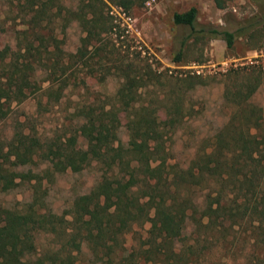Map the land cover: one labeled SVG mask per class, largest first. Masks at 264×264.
<instances>
[{
    "label": "trees",
    "instance_id": "1",
    "mask_svg": "<svg viewBox=\"0 0 264 264\" xmlns=\"http://www.w3.org/2000/svg\"><path fill=\"white\" fill-rule=\"evenodd\" d=\"M68 2L64 7L66 21L75 22L81 36L74 52L64 54L54 30L44 23L55 17L53 12L60 16L62 2L16 1L15 8L25 20L16 32L20 42L0 58V100L8 104L26 98L38 67L46 70V101L54 103L68 85L73 68L87 69L91 76L94 68L103 75H118L114 100L119 108H76V133L84 139L85 149H75V137L70 136L66 144L48 149L44 155L55 172H79L90 161L102 162L107 171L59 217L42 211L40 199L35 198L19 210L0 207V264H78L83 248L104 264H264V112L251 109L247 102L256 88L264 87V69L248 66L226 71L222 98L234 109L229 121L211 136L209 150L197 154L186 169L172 167L163 156H155L163 151L162 130L150 105L137 102L138 89L145 87L142 77L137 76L132 63L109 60L103 43L116 27L109 6L128 12L142 0ZM254 3L261 16L237 23L226 21L227 28L197 30L193 7L173 13V25L186 28L188 34L181 39L172 62H181L191 36L218 38L226 50L232 49L238 37L251 36L258 21L264 19V0ZM215 5L222 8L217 1ZM150 73L151 78L156 71ZM185 73L175 78L165 76L173 83L170 101L174 118L182 117L183 95L202 84L200 75ZM119 111L126 112L127 142L123 149L114 147ZM41 149L33 135L19 128L13 132L5 151L0 149V192L14 188L16 179L34 181L31 188L40 189L41 177L16 169L33 165ZM200 184L207 190L196 203L189 191ZM187 222L193 225L190 232ZM64 224L67 227H61ZM144 224L149 225L146 233L150 243L125 256L124 235L133 225ZM58 229L65 239L60 249L37 252L35 234L56 233ZM222 248L238 252L239 257L223 256Z\"/></svg>",
    "mask_w": 264,
    "mask_h": 264
},
{
    "label": "rangeland",
    "instance_id": "2",
    "mask_svg": "<svg viewBox=\"0 0 264 264\" xmlns=\"http://www.w3.org/2000/svg\"><path fill=\"white\" fill-rule=\"evenodd\" d=\"M16 1L0 0V58L7 56L15 49L16 43L20 42V39H16V32L23 28L25 19L22 20L21 14L15 8ZM59 1L62 2L60 16L53 12L55 17L44 23L48 29L54 30L56 38L61 42L58 44L59 48L64 54L73 53L81 33L75 22L66 21L64 7L67 8L68 0ZM149 1L138 2L128 12L109 6L116 27L103 43L106 52L110 54L109 60L123 59L128 64L132 63L137 76L142 77L145 83V87L137 91V102L144 106L149 104L158 116L163 151L155 156H163L172 167L186 169L197 154L209 150L211 136L229 121V115L234 110L232 105L222 98L226 71L248 66L264 69V19L258 21L259 24L255 26L256 30L251 36L245 34L238 37L231 50H226L222 40L210 38L207 34L191 36L186 41L181 62L177 64L173 63L172 59L180 48L181 39L188 31L173 25V13L184 12L189 7L196 8V29L199 30L209 27L227 28L229 26L225 24L226 21L237 23L255 15L261 16L258 14L259 9L254 0H216L221 3V9L213 6V0H153L147 6ZM147 66L156 71L151 78V73L149 75L148 72L152 71H149ZM45 72L43 68H36L29 89L31 93L20 102L11 101L6 104L3 99L0 100V149L5 151L7 142L17 128L36 137L42 147L33 165L16 169V172L30 171L41 177L40 189L34 191L31 188L34 181L19 182L16 179L17 185L14 188L0 192V207L9 211L19 210L35 198L40 199L39 206L42 211L59 217L67 214L73 200L87 194L107 170L102 162L90 161L79 172L69 169L55 172L44 155H47L48 149L66 144L70 136L75 137V149H85L84 139L76 133L79 122L76 108H119L114 94L119 87L120 78L114 73L103 75L97 68L92 69L93 76L87 69L81 71L79 68H73L68 75V85L59 101L54 103L46 101L43 93L47 85L44 82ZM185 72L200 75L202 84L183 95L180 101L182 117L174 118L171 116L170 101L173 98V83L165 76L175 78L186 74ZM247 102L251 109H260L263 113L264 87L261 85L256 88ZM125 116L126 112L123 111L118 114L117 141L114 145H119L122 149L126 147L127 142ZM251 132L253 133V130ZM125 159H128V156ZM190 188L189 197L196 198V203L207 190L203 184ZM65 218L70 220L68 215H65ZM187 223V232H190L193 225ZM61 227H67V224ZM148 228V224L142 227L133 225L124 235L125 256L150 243V236L146 233ZM63 242L65 239L61 229L56 233L38 231L35 234V248L39 253L52 248L60 249ZM220 253L226 257H239L238 252H226L223 248ZM77 257L78 264H104L103 260L95 259L84 248Z\"/></svg>",
    "mask_w": 264,
    "mask_h": 264
},
{
    "label": "crops",
    "instance_id": "3",
    "mask_svg": "<svg viewBox=\"0 0 264 264\" xmlns=\"http://www.w3.org/2000/svg\"><path fill=\"white\" fill-rule=\"evenodd\" d=\"M215 2H216V0H213V2H212V4H214L213 6H215V8L216 9H218L217 7H216V5H215ZM220 3V2H219ZM221 4V3H220ZM190 8V7H189ZM194 8V7H193ZM196 9V8H195ZM219 9H221V8H219Z\"/></svg>",
    "mask_w": 264,
    "mask_h": 264
},
{
    "label": "built area",
    "instance_id": "4",
    "mask_svg": "<svg viewBox=\"0 0 264 264\" xmlns=\"http://www.w3.org/2000/svg\"><path fill=\"white\" fill-rule=\"evenodd\" d=\"M153 0H150L149 2H147V6L152 2ZM110 14H112V12H110Z\"/></svg>",
    "mask_w": 264,
    "mask_h": 264
}]
</instances>
